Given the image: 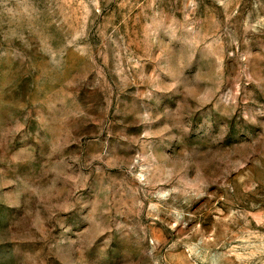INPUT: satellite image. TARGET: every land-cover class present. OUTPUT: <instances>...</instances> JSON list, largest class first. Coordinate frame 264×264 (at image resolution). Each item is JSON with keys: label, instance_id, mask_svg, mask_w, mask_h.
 <instances>
[{"label": "rangeland", "instance_id": "1", "mask_svg": "<svg viewBox=\"0 0 264 264\" xmlns=\"http://www.w3.org/2000/svg\"><path fill=\"white\" fill-rule=\"evenodd\" d=\"M0 264H264V0H0Z\"/></svg>", "mask_w": 264, "mask_h": 264}]
</instances>
